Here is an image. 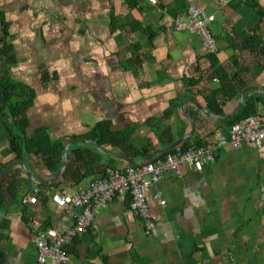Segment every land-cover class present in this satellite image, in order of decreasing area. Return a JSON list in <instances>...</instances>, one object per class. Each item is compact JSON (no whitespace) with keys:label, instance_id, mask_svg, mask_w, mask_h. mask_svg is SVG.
<instances>
[{"label":"crops","instance_id":"0c3cea01","mask_svg":"<svg viewBox=\"0 0 264 264\" xmlns=\"http://www.w3.org/2000/svg\"><path fill=\"white\" fill-rule=\"evenodd\" d=\"M191 4L214 16V54L198 35L174 28ZM3 39L11 47L8 76L32 92L24 142L31 148L34 134L45 131L55 152L16 158L0 95V164L21 159L26 167L8 174L17 186L0 205V264H36L29 215L43 226L70 227L79 208L65 212L63 194L85 189L106 167L129 165L118 155L138 164L156 157L189 131L186 114L196 128L176 149L225 133L229 119L216 115L233 112L245 87L257 90L243 104L250 98L264 118V0H0V47ZM210 90L231 95L218 112L207 106ZM101 122L122 146L100 144L103 153L74 142L54 178L66 143L92 139ZM34 192L35 203L22 202ZM129 199L118 194L99 211L67 245L66 264H264V148L222 147L202 171L165 172L149 190L159 217L151 234Z\"/></svg>","mask_w":264,"mask_h":264},{"label":"built area","instance_id":"2783aa9c","mask_svg":"<svg viewBox=\"0 0 264 264\" xmlns=\"http://www.w3.org/2000/svg\"><path fill=\"white\" fill-rule=\"evenodd\" d=\"M155 4L156 0H147ZM214 16L208 15L201 8L189 5L186 18L178 15L174 19V28L198 35L208 53L218 51V45L209 24ZM246 145L251 148H264V118L250 114L232 123L225 133L215 140L206 139L200 145L188 149H175L163 156L146 161L141 165H126L124 168L106 167L99 177L91 180L83 190L73 194H63L60 198L65 212L74 208L73 224L61 230L55 224L41 225L36 214L28 217L33 231V244L36 249V264H66L67 245L92 225L99 211L110 203L118 194H128L129 207L143 221L144 233L151 234L159 223V217L151 211L149 190L164 175L171 171L179 176L185 167L202 171L204 167L216 162L218 151L222 147L234 149ZM36 193L22 199L23 203H35ZM154 199L161 205L165 200L155 194Z\"/></svg>","mask_w":264,"mask_h":264},{"label":"trees","instance_id":"16d2710c","mask_svg":"<svg viewBox=\"0 0 264 264\" xmlns=\"http://www.w3.org/2000/svg\"><path fill=\"white\" fill-rule=\"evenodd\" d=\"M6 35V32H5ZM2 52L3 60L0 62V95L1 100L4 106L5 114L9 118V127H10V146L15 153L16 158H22L23 155L29 154L30 152L42 153L43 156L49 155L55 152V147L53 142L48 137L45 131H37L32 140L34 145L30 148L24 142L25 134V112L31 103L32 92L28 89H25L20 83L13 81L7 73L6 65L11 60V47L7 44L6 40L3 39L2 47H0ZM235 74H239L238 71ZM245 82V81H242ZM246 83H242L240 88H243ZM224 90L217 91H208L205 95L207 106L215 112H218L219 109L217 106L223 105L224 100L230 98V94L224 95ZM225 96V97H224ZM216 99H221L220 103L215 102ZM217 104V105H216ZM255 103L254 101L246 99L244 104L241 107L240 113L232 119L224 121L225 123L232 124L243 117L255 114ZM90 137L96 140L99 144L110 143L118 146H122L121 142L116 139V135L109 131L108 125L106 122L98 123L97 126L92 129L90 132ZM206 140L198 138L197 140L191 142L186 141L179 149H188L197 145L204 143ZM56 151L62 150V144H57ZM173 151V150H172ZM7 163L0 164V173ZM17 186V179L12 175H8L3 183L0 185V205L7 198L8 195L14 192V188ZM3 259V255L0 254V263Z\"/></svg>","mask_w":264,"mask_h":264},{"label":"water","instance_id":"95a60500","mask_svg":"<svg viewBox=\"0 0 264 264\" xmlns=\"http://www.w3.org/2000/svg\"><path fill=\"white\" fill-rule=\"evenodd\" d=\"M253 88H255L257 90V88L254 87V86H248V87H245L241 91V93L239 95L238 105H237L236 109L233 112H231L229 114H225V115H216V116L219 117V118H221V119H230V118L235 117L240 112V109L242 107V104H243V101H244V97H245L246 92L249 89H253ZM196 105L204 113V115L209 116V115H207L208 113H205L203 111V107L201 105H199L198 103H196ZM186 116L190 119V122H191V127H190L189 131L187 133H185L183 136H181L178 139H176L175 141H173L167 148H165L162 152H160L159 155H157L156 157H154V158H152V159H150L148 161H153L154 159L159 158V157L163 156L164 154L171 152L172 150L176 149V147H178L180 144H182L189 136H191L193 134V132L195 131V128H196L195 119H193L192 117H190L187 114H186ZM77 141H84V142L90 143V144L94 145V147L97 148L99 151L105 153L103 151V149L101 148L100 144L96 140H94V139L85 138V137H80V138L72 139L71 141H69L68 143H66V145L63 148V158H64L63 164L60 167V169L55 173L54 178H56L57 176H59L64 171V169L66 168V165H67V162H68V148H69V146L72 143L77 142ZM117 157L125 160L129 165H134V166L141 165V164L136 163L135 161H133L132 159H130L126 155H118ZM16 166H21L22 168L26 169L23 160L19 159V160L11 161L10 163H8L3 168L2 172L0 173V185L3 183V181L5 180V178L8 176V174L10 173V171L12 170V168H14ZM26 173H27V175L30 178H33V176L29 172H26ZM37 182H39V180H37Z\"/></svg>","mask_w":264,"mask_h":264}]
</instances>
